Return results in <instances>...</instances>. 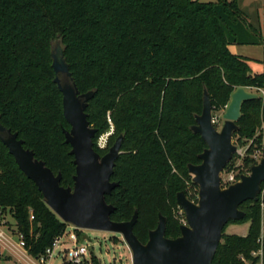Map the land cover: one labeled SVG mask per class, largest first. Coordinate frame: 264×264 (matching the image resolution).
<instances>
[{
	"label": "trees",
	"instance_id": "1",
	"mask_svg": "<svg viewBox=\"0 0 264 264\" xmlns=\"http://www.w3.org/2000/svg\"><path fill=\"white\" fill-rule=\"evenodd\" d=\"M58 40L80 93L95 91L86 112L97 130L96 151L106 154L97 143L110 129L108 119L118 137L124 136L112 177L119 187L106 196L115 207L111 219L130 221L138 212L134 233L145 244L162 215L167 237H180L177 195L185 192L198 202L188 167L200 164L207 148L192 131L204 92L214 112L224 110L240 87L260 93L243 105L234 139L240 145L252 140L248 153L264 141L262 63L229 50L232 44L263 45L262 31L251 25L239 0H0V121L61 173V185L68 188L76 168L63 133L70 130L63 95L54 82L51 50ZM254 164L249 160V167ZM262 187L257 202L241 205L245 219L230 222L249 223L248 233L224 230L213 264H264ZM7 212L14 234L35 259L69 226L0 140V222ZM75 231L80 242L81 231Z\"/></svg>",
	"mask_w": 264,
	"mask_h": 264
},
{
	"label": "water",
	"instance_id": "2",
	"mask_svg": "<svg viewBox=\"0 0 264 264\" xmlns=\"http://www.w3.org/2000/svg\"><path fill=\"white\" fill-rule=\"evenodd\" d=\"M51 54L56 74L54 82L63 95L64 117L70 126V130L63 129V133L74 157V186L63 187L62 174H55L44 161L36 158L35 152L25 147L18 133H13L0 121V140L19 169L42 193L47 206L59 219L77 230L121 235L132 253L133 264H213L227 225L246 217L241 205L257 202L263 193L264 157L257 165L250 166L249 175H242L239 182L226 189L222 187L221 178L238 152L234 134L239 131L243 105L260 96L243 87L236 89L221 116V129H218L212 122L211 96L204 92L202 113L196 116L192 131L201 136L207 148L199 156L201 163L188 167L193 183L199 188L198 202L180 192L177 204L186 221L180 226L181 236L168 238L167 219L160 215L158 226L150 231L144 244L134 233L138 212L130 221L115 222L111 219L115 207L106 201V196L119 187L112 177L122 154L124 136H119L104 156L96 151L97 130L90 124L86 112L95 91L80 93L64 57L61 40L53 43Z\"/></svg>",
	"mask_w": 264,
	"mask_h": 264
},
{
	"label": "rangeland",
	"instance_id": "3",
	"mask_svg": "<svg viewBox=\"0 0 264 264\" xmlns=\"http://www.w3.org/2000/svg\"><path fill=\"white\" fill-rule=\"evenodd\" d=\"M201 2H215L216 0H200ZM240 7L248 12L252 19L257 20V15H261V19L264 16V0H239ZM226 109V108H225ZM224 109V110H225ZM224 110L220 112H214L216 116H222ZM110 129L106 133H104L98 140V147L104 152L108 153L109 149L114 145L118 138L117 129L112 121V119H108ZM221 129V127H220ZM237 141V140H236ZM247 142V141H246ZM248 146L251 145L247 143ZM243 145V144H242ZM252 147V145L250 146ZM264 149V141L261 144L256 143L253 146V150L251 153H247L244 157L235 158L234 166H229L222 173V178H228L231 174L241 177V175H249L250 167L248 166L249 160H253L255 157L262 158V150ZM187 188H190V184L187 183ZM175 218L182 225L185 224V216L183 211L179 208L174 210ZM2 217V228L1 230L13 237L15 244L20 242V236H12L8 231L13 232L15 221L12 219L9 212ZM249 223H230L226 229V234H235L244 236L248 233ZM74 231V227L72 225L68 226L66 231V235L62 239V246H58L55 248L54 255L50 257L46 264H67L65 261L63 251L65 248L72 247V244L69 239V233ZM81 241L80 245H84L88 248V256L85 260L84 264H133L132 263V253L129 247L124 242L123 238L119 234L102 232V231H94V230H80ZM11 232V233H12ZM29 255V254H28ZM13 258L11 260H2L0 264H40L37 259L29 258L25 254H13ZM32 262V263H31Z\"/></svg>",
	"mask_w": 264,
	"mask_h": 264
},
{
	"label": "built area",
	"instance_id": "4",
	"mask_svg": "<svg viewBox=\"0 0 264 264\" xmlns=\"http://www.w3.org/2000/svg\"><path fill=\"white\" fill-rule=\"evenodd\" d=\"M263 35H264V29H263ZM261 91L264 94V90H261ZM212 122H213V125L219 129L222 125L221 116L214 115ZM234 141H235V144L238 146V152L235 155L232 162L230 163L231 166H234L235 158H240V157H244L245 155H247V153L250 149V146L253 145L252 140H250V141L245 140V144H243V145L238 144V141H236L235 139H234ZM247 143H250L251 145L248 146ZM263 157H264V149L262 150V158ZM262 158L261 157H255L254 161L256 162V164H254V165H257L258 163H260ZM221 178H222V176H221ZM240 178L241 177H237L233 174H231L226 179L222 178V187L226 189V188L230 187L231 185L239 182ZM1 225H2V222H0V227H1ZM75 230L76 229L74 228V231L69 233V239H70L71 243H73V244H72V247L64 249V251H63L64 259L66 262H68L70 264H84L85 260L88 256V253H89L88 248L84 245L79 244L78 235H77ZM65 235H66V233L64 234V236ZM63 237L57 239L54 242L53 247L49 248L46 251L45 255H43L39 259H37L40 264H46L48 259L54 255L55 248L58 246H62L61 241H62ZM6 241H7L6 234L0 228V243L6 242ZM18 247L21 248L22 250H24L26 253H28L25 250V243H24L22 237H20V242L18 243ZM32 264H34V263H32Z\"/></svg>",
	"mask_w": 264,
	"mask_h": 264
},
{
	"label": "crops",
	"instance_id": "5",
	"mask_svg": "<svg viewBox=\"0 0 264 264\" xmlns=\"http://www.w3.org/2000/svg\"><path fill=\"white\" fill-rule=\"evenodd\" d=\"M239 4H240V2H239ZM244 12L248 15L249 22L251 23V25L254 28H256V29H260L262 31V33H263L264 16L261 19V15H257V17H256L257 20L255 19V21H254L252 19L251 15L248 12H246V11H244ZM229 50H230V52L233 55L244 57V58L250 59L252 61H256V62L262 63V65L259 68L258 67H256V68H258V69H260L261 71L264 72V44L263 45H245V44L239 45V44H232V45L229 46ZM246 90L249 91V92H252V93H256V94H258L260 96V93H258L254 89L246 88ZM0 228H2V226ZM249 228H250V224H249ZM249 228H248V231H249ZM8 232H9L10 235L16 236L14 234V232H12V230H11L12 233L10 231H8ZM16 237H18V236H16ZM6 238H7L6 242L0 243V262L2 260H11L14 257L13 254H17V253H18V255L20 253L21 254L22 253L25 254L27 256L25 258L26 260H28L29 258H33L30 255H28V253H26L24 250H22L21 248L18 247V243L19 242L17 244H15V242L13 240V237H11L8 234H6Z\"/></svg>",
	"mask_w": 264,
	"mask_h": 264
}]
</instances>
